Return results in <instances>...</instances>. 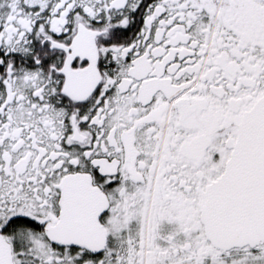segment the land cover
I'll return each instance as SVG.
<instances>
[{
    "label": "snow or ice",
    "instance_id": "1",
    "mask_svg": "<svg viewBox=\"0 0 264 264\" xmlns=\"http://www.w3.org/2000/svg\"><path fill=\"white\" fill-rule=\"evenodd\" d=\"M0 264H264V0H0Z\"/></svg>",
    "mask_w": 264,
    "mask_h": 264
}]
</instances>
